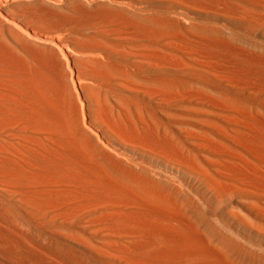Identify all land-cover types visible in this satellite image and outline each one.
I'll use <instances>...</instances> for the list:
<instances>
[{
  "label": "bare ground",
  "instance_id": "1",
  "mask_svg": "<svg viewBox=\"0 0 264 264\" xmlns=\"http://www.w3.org/2000/svg\"><path fill=\"white\" fill-rule=\"evenodd\" d=\"M0 264H264V0H0Z\"/></svg>",
  "mask_w": 264,
  "mask_h": 264
},
{
  "label": "rangeland",
  "instance_id": "2",
  "mask_svg": "<svg viewBox=\"0 0 264 264\" xmlns=\"http://www.w3.org/2000/svg\"><path fill=\"white\" fill-rule=\"evenodd\" d=\"M157 2H158V3H157ZM140 5H141V7H140ZM140 5H138L140 8H143V9L146 8L144 11L147 10V12L150 11V12L155 13V14H157V15L160 14V11L163 12L162 10L166 7V6H164V4H162V3L159 2V1H154L152 4H149V5H147V4H140ZM152 6H153V8H152ZM150 7H151V8H150ZM156 8H157L158 10H160V11H158ZM161 8H162V9H161ZM155 9H156L157 11H156ZM180 13H181V15H179ZM174 14H176V15L178 14L180 17L182 16V17H184V18L186 17V18L189 19V17L186 16V15H185L184 13H182V12H179V13H176V12H175ZM182 14H183V15H182ZM160 15H161V14H160ZM4 16L7 18L8 21H13L12 23H14L15 26H17L16 24L19 23V24H18L19 26H23V27H24V25H23L22 23H20L19 20H16L15 18L10 17V16H8V15H4ZM182 17H181V18H182ZM9 19H10V20H9ZM202 19H203V20H207V21H203ZM186 20H187V19H186ZM198 20H199V21H198ZM14 21H15V22H14ZM196 21H197L198 23L200 22L201 24H204V23H207V22L212 21V22H211L212 24H215V25H223V24L220 23V22H217V21L214 22L213 20H208V19H206V18H202V17H197ZM19 26H17V27H19ZM19 28H20V27H19ZM20 29H22V27H21ZM23 29H24V28H23ZM23 29H22V30H23ZM242 29H243V28H241V29H240L241 31L239 30L238 32H241V33H240V34H241V39H242V37H243V35H244V39H245L246 42H248V41H247L248 39H249V43H251V41H253V42H257V41H259V40L263 41V39H261V38L257 39L258 37L255 38V36H252L251 34H249L245 29H243L244 31H243ZM24 30H25V29H24ZM24 30H23V31H24ZM25 32H27V31H25ZM245 33H246V34H245ZM246 35H248V36H246ZM250 36H251V37H250ZM253 37H254V38H253ZM250 38H251V39H250ZM244 39L241 40V47L249 48V45H247V43H245V41H244V43H242V41H243ZM246 39H247V40H246ZM255 39H256V40H255ZM253 42H252V43H253ZM249 43H248V44H249ZM252 43H251V44H252ZM245 44L247 45V47H246Z\"/></svg>",
  "mask_w": 264,
  "mask_h": 264
}]
</instances>
